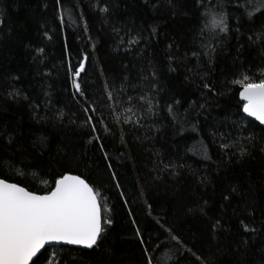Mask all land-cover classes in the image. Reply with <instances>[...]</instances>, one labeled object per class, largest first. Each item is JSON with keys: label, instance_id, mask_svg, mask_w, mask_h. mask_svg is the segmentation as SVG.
<instances>
[{"label": "trees", "instance_id": "1", "mask_svg": "<svg viewBox=\"0 0 264 264\" xmlns=\"http://www.w3.org/2000/svg\"><path fill=\"white\" fill-rule=\"evenodd\" d=\"M243 81L264 83V0H0V178L78 174L102 207L92 249L32 264H264Z\"/></svg>", "mask_w": 264, "mask_h": 264}, {"label": "water", "instance_id": "2", "mask_svg": "<svg viewBox=\"0 0 264 264\" xmlns=\"http://www.w3.org/2000/svg\"><path fill=\"white\" fill-rule=\"evenodd\" d=\"M246 116L264 127V84L239 93ZM102 231V207L91 184L67 173L45 193L0 178V264H32L47 247L92 249Z\"/></svg>", "mask_w": 264, "mask_h": 264}, {"label": "rangeland", "instance_id": "3", "mask_svg": "<svg viewBox=\"0 0 264 264\" xmlns=\"http://www.w3.org/2000/svg\"><path fill=\"white\" fill-rule=\"evenodd\" d=\"M243 83L245 84V85H253V84H248L247 83V81H243ZM262 84H264V83H262ZM108 89V88H107ZM148 208V207H147ZM149 214H150V212H149Z\"/></svg>", "mask_w": 264, "mask_h": 264}]
</instances>
